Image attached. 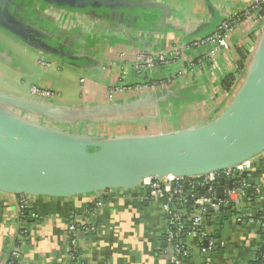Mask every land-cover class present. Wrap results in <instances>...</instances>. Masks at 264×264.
<instances>
[{
	"label": "crops",
	"instance_id": "obj_1",
	"mask_svg": "<svg viewBox=\"0 0 264 264\" xmlns=\"http://www.w3.org/2000/svg\"><path fill=\"white\" fill-rule=\"evenodd\" d=\"M144 1L147 5L137 9V31L105 20L98 22L77 15L70 17V13L57 9L41 7L34 12L44 26V35L54 39L60 47L68 45L71 48L69 62L53 56L58 68L63 70L70 65L78 71L75 73L80 84L77 96L67 93L64 87L60 93L68 100L60 99L55 104L67 112L75 111L81 105L83 107L78 112H83L87 108L128 103L133 98L127 95L109 99L110 89L120 83V53L132 62L140 52L166 50L175 42L187 49L193 40L209 35L220 22L253 0ZM260 39L255 29L234 37L229 51L219 56V70H213L205 49H187L188 60L199 63L196 73L178 79L177 75L187 65V60L181 62L169 76L175 80L172 87L159 93L163 97L160 104H147L138 110V114L136 111L121 118L97 122L82 119L78 114L73 118L68 112L67 117L62 115L58 120L43 116L40 120L42 124L49 122L55 129L88 136H97L94 127L98 124L157 129V132L161 130L159 133L202 126L217 119L237 92V82L230 91L225 90L221 82L235 70L238 47L252 41L246 76ZM35 50L46 57L49 55L40 47ZM137 78L132 72L129 80L136 81ZM37 79H33L31 86L38 85L59 94L51 85L45 84L46 80ZM8 94L31 99L30 88ZM69 102L73 104L68 105ZM90 126H93V131ZM254 163L246 179L251 186L250 193L256 190L255 187L260 193L255 192L256 196L253 193L240 195L233 205H219L210 210L212 223L209 230L221 251H203L208 243L201 242L189 231L183 237L188 251L186 264H257L260 257L257 223L238 222L242 215L256 218L264 214V153L254 158ZM228 182H225L224 198L230 190ZM220 187L221 181L218 189ZM199 190L196 189L195 197L201 196ZM21 202V195L0 192V264H8L21 227L28 230L22 243L21 261L27 264H72L68 240V230L72 225L80 228V255L76 264H170L173 251L168 235L171 226L163 204L160 200L148 199L146 190L140 186L132 190H108L70 198L29 196L26 209L21 208ZM84 226L90 230L84 232Z\"/></svg>",
	"mask_w": 264,
	"mask_h": 264
},
{
	"label": "water",
	"instance_id": "obj_2",
	"mask_svg": "<svg viewBox=\"0 0 264 264\" xmlns=\"http://www.w3.org/2000/svg\"><path fill=\"white\" fill-rule=\"evenodd\" d=\"M27 1L29 7L20 10L24 16L18 17L10 9L16 5L14 0H0V27L41 49L43 42L59 47L44 35V26L34 14L43 6L118 17L124 27L126 15L147 5L144 0ZM162 100L160 94L143 96L77 114L82 119L105 121L138 114L145 105H159ZM54 102L0 92V192L70 198L132 190L147 177H196L222 171L264 153V32L234 99L217 119L202 126L116 138L80 135L55 129L49 122L42 124V116L54 120L68 116L69 111ZM225 182L221 181L219 198H224ZM243 183H247L243 177L228 182L230 190Z\"/></svg>",
	"mask_w": 264,
	"mask_h": 264
},
{
	"label": "built area",
	"instance_id": "obj_3",
	"mask_svg": "<svg viewBox=\"0 0 264 264\" xmlns=\"http://www.w3.org/2000/svg\"><path fill=\"white\" fill-rule=\"evenodd\" d=\"M261 5H264V0H253L249 5L241 9L235 15H232L221 22L212 33L205 37H198L193 40L187 49H205L207 51L206 57L211 63L213 70H219V56L229 51L234 37H239L241 34L243 35L244 32L253 31L255 29L257 34L260 35V38H262L264 32V15L259 14V11L262 9ZM248 42L249 44L242 46L250 50L252 41L248 40ZM187 49H184L179 43L175 42L166 50L152 49L150 51L140 52L136 54L132 62L127 59L125 54L120 53V59H118L121 62L119 73L120 83L110 89L109 99L113 100L115 96H121L122 98L124 95L132 98L158 95L159 93L170 89L175 81L173 78H167L156 82H147L145 80L137 79L136 81H130L129 77L132 72L139 78L141 76L151 75L156 72L161 65L169 66L173 63H181L187 60L186 67L180 71L177 78L183 79L193 75L198 70L199 63L192 59L188 60L186 55ZM39 63L45 69H48L52 67L54 62L51 60L41 59ZM113 65L116 66L117 63H113ZM30 96L35 99L48 101H55L59 98V94L56 92L47 88H41L38 85H33L31 87ZM254 165V159H250L225 170L196 177H177L167 175L164 177H147L142 179L139 186L146 190L148 199L160 200L162 202L168 224L171 226V230L168 235V243L173 247L170 264H184L182 259L188 255L187 249L179 240V236L183 232L184 219L190 221L193 236L199 238L201 242L208 243L207 248H204L203 251L210 252L219 246L217 241L210 236L211 232L209 229L204 231L201 230L204 223V217L211 208L219 205H233L240 195L246 194L249 184L248 182L243 183L241 187L227 191L225 198L220 199L217 196L218 183L222 180H232L237 177H244L252 171ZM186 187H190L192 190H194L195 187L196 189H204L206 194L200 196L199 199L194 198V202H192L190 194L185 190ZM255 191L258 194L260 193L258 188H256ZM21 196V208L26 209L27 199L29 196ZM185 204H192L194 209L183 214L178 210V207ZM238 222H256L257 227H259V225H264V216L261 220L257 221L254 217L242 215L239 216ZM82 230L86 232L90 229L84 226ZM68 232L70 246L69 257L71 259L79 252L78 244L80 228L72 225L69 227ZM27 233V229H23L22 227L19 228L15 238V245L10 254L11 259L21 261L22 243L24 242V238ZM16 242H19V244H16ZM260 257L264 259V243L263 251L260 252ZM76 262H79V258L75 261V264ZM21 264L27 263L21 261Z\"/></svg>",
	"mask_w": 264,
	"mask_h": 264
},
{
	"label": "rangeland",
	"instance_id": "obj_4",
	"mask_svg": "<svg viewBox=\"0 0 264 264\" xmlns=\"http://www.w3.org/2000/svg\"><path fill=\"white\" fill-rule=\"evenodd\" d=\"M33 6L37 9V5L35 6L34 4ZM22 38L15 36L0 27V92L11 93L19 90L20 92L21 90L24 91L25 88L31 89V85L34 82L33 79L37 78H43L44 81L46 80V85H51L53 89L59 92V98L55 101L67 99L64 94L60 93L61 89H64V87L66 88L67 93L71 92L76 94L79 92V77L76 78L78 71L75 68H71L70 65H67L69 68L64 66L65 68L61 70L58 68V64L54 62L52 67L45 69L39 63L40 59L43 58L45 60H50L55 58L42 55L39 51L35 50L33 46L27 44ZM59 65L61 66L60 62ZM245 77L246 76L244 75V77L242 76L237 81L236 91L241 88ZM41 85L43 84L41 83ZM60 96L62 97L60 98ZM72 104L73 103L70 102L68 103V105ZM81 107L83 106L78 105L75 111L71 110L69 111V114L73 117L76 116L78 111L81 110ZM72 108L73 106L70 107V109ZM92 127L91 129L93 131ZM94 128L97 136H100L101 138L125 135H148L161 132V130H158L157 132V129L151 131L148 129H138L133 126H103L98 124Z\"/></svg>",
	"mask_w": 264,
	"mask_h": 264
},
{
	"label": "trees",
	"instance_id": "obj_5",
	"mask_svg": "<svg viewBox=\"0 0 264 264\" xmlns=\"http://www.w3.org/2000/svg\"><path fill=\"white\" fill-rule=\"evenodd\" d=\"M44 7V6H43ZM261 10L259 11V14L260 15H264V5H261ZM56 10V9H55ZM63 12H68L70 13V17L71 15H77L78 17H82V18H89L91 20L95 19L97 20L98 22H100L102 19L103 20H107L108 22H111L112 24L114 25H119V18L118 17H99L97 15H87V14H79V13H75V12H71L70 10H62ZM126 14V13H125ZM65 18V16H64ZM66 19V18H65ZM65 19H63V22L65 21ZM94 21V20H93ZM124 27L127 28L128 30H134V31H137V11L134 12V15H131L129 17H127V15L125 16L124 18ZM214 31V30H213ZM68 33H70L71 35V31H69ZM253 33H251L252 35ZM37 45V44H36ZM59 47L53 45L52 47L46 43V42H43L41 43V47H43L44 50L48 51L50 55L54 56V57H57V58H66L68 59L69 57V53L71 52L70 51V47L67 45L66 46H61L60 47V44L58 45ZM72 53V52H71ZM237 62H236V65H235V70L228 74L221 82L222 84V87L225 89V90H232L233 86L235 85V82H237L239 80V78H241L242 76H244L245 74V69H246V66H247V61L250 57V51L244 47V46H240L238 47L237 49ZM196 61V60H195ZM69 62V61H68ZM180 63H173L169 66H164V65H161L159 66L158 70L154 73H152L151 75H145V76H141L139 78H137V80H145L147 82H156V81H159V80H163V79H167L169 78V76L171 74H173L174 72V69L179 66ZM247 175H245L243 178H246ZM248 182V180H247ZM251 187V186H249ZM186 192H188L190 194V199H192V202L194 198H196V187L194 190H192L190 187H186ZM252 191V190H251ZM200 192V195L203 196L206 194V191L204 189H200L199 190ZM255 190L252 192L254 196H256L255 194ZM246 193H250V188L247 189ZM250 193V195L252 194ZM194 209V206L192 204H185L183 206H179L178 207V210L180 212H182L183 214H185L186 212H188L189 210H193ZM210 210L208 211V213L205 215L204 217V223H203V226L201 227V230L204 231V230H207V229H210L209 226H211V215H210ZM26 214V213H25ZM264 216V214H261V215H258V217L255 218V220L259 221L261 220V218ZM185 218V217H184ZM192 232V227H191V223L189 220H186L184 219L183 221V232L181 233V235L179 236V240L183 243V237H184V234L187 233V232ZM258 234H259V251H263V243H264V225H259L258 227ZM212 238L215 239V236L211 233L210 235ZM16 244H19V242H16ZM171 246V245H170ZM171 249L173 251V247L171 246ZM220 252L221 250H218L217 248L213 249V252ZM259 252V253H260ZM79 255L80 253L78 252L77 254H75L74 258H71V263L72 264H75V261H77V259L79 258ZM188 259V255L183 258V263L186 264V261ZM257 264H264V259L259 257V259L257 260L256 262ZM8 264H21V261L19 260H15V259H11V257L9 256V262Z\"/></svg>",
	"mask_w": 264,
	"mask_h": 264
},
{
	"label": "flooded vegetation",
	"instance_id": "obj_6",
	"mask_svg": "<svg viewBox=\"0 0 264 264\" xmlns=\"http://www.w3.org/2000/svg\"><path fill=\"white\" fill-rule=\"evenodd\" d=\"M15 1V4L16 5H13L14 6V8L13 7H11L10 9H11V12L13 13V12H15V13H17V16L18 17H23L24 16V13H22V12H20V10L22 11H24V10H26V8L27 7H29L28 6V4L27 3H29L27 0L25 1L24 0V3L22 2L23 0H14ZM6 7L4 6V9H5ZM52 8V7H51ZM55 9V8H54ZM28 20V19H27ZM29 24L31 25V22H29ZM32 26V25H31ZM47 57H53V56H51L50 54L47 56ZM57 59V58H56ZM51 60V59H50ZM51 61H53V62H55V60L54 59H52Z\"/></svg>",
	"mask_w": 264,
	"mask_h": 264
}]
</instances>
